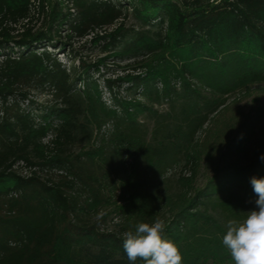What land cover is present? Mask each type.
<instances>
[{"label": "trees", "instance_id": "1", "mask_svg": "<svg viewBox=\"0 0 264 264\" xmlns=\"http://www.w3.org/2000/svg\"><path fill=\"white\" fill-rule=\"evenodd\" d=\"M86 37L104 57L64 64L46 47ZM110 57L126 63L102 80L106 103L92 71ZM33 89L52 102L36 114ZM254 89L264 0H0V264H130L123 234L157 218L182 264L233 262L222 238L258 198L264 131L259 110L226 115Z\"/></svg>", "mask_w": 264, "mask_h": 264}, {"label": "clouds", "instance_id": "2", "mask_svg": "<svg viewBox=\"0 0 264 264\" xmlns=\"http://www.w3.org/2000/svg\"><path fill=\"white\" fill-rule=\"evenodd\" d=\"M260 159L264 160V155ZM250 183L258 197V210L247 212L243 220H229L222 238L234 264H264V177L253 176ZM103 216L99 212L95 218L99 221ZM165 227V221L157 218L151 224L139 223L134 231L123 234V250L130 264H136L138 258L143 264H182L177 244L162 237Z\"/></svg>", "mask_w": 264, "mask_h": 264}, {"label": "rangeland", "instance_id": "3", "mask_svg": "<svg viewBox=\"0 0 264 264\" xmlns=\"http://www.w3.org/2000/svg\"><path fill=\"white\" fill-rule=\"evenodd\" d=\"M125 22V26L127 28H131L134 21L131 17H128L127 19L124 20ZM33 23H35L36 27H39L40 23H41V19H35L33 20ZM65 29V28H64ZM66 34L65 31L61 32V35L63 37V35ZM62 41H67L65 40V38H62ZM69 44H67L65 46V49H54L51 46H46L50 51H52L53 53H56L57 58L64 64L69 63L70 57H75V62L73 64H77L76 58L77 57H81L82 59H84L85 61H96L97 59L104 57L105 53H102L99 49L98 46H94L92 45V43L90 42V37H86L83 39H78V38H73L71 39L69 42ZM16 51V50H14ZM106 66H102L100 67L98 72H94L92 71V75L94 78H96L98 80V82L100 83V85L102 86V91H103V100L106 103L110 102V95L108 93V90H106L103 85H102V80L104 78H114L117 75H121L122 73V69L121 67L123 65H125V61H121L119 59L116 58H109L106 62H105ZM126 85L124 84L119 92L121 96L126 95L125 92V87ZM29 104H28V108H31V111L33 114H36L40 111L41 107L44 106H48L50 105L51 102V97L40 91L39 89H33L29 92ZM237 106H235V108L233 107L231 110L228 111L227 115H226V119L227 120H235L239 117V110H244V111H248V112H252L253 110H259L261 112V117L259 118L258 124L255 127V132L256 133H261L262 131H264V93L261 92V90L259 89H254L251 91V94L245 98H241L238 102H237ZM24 106L27 107V102H24ZM167 105H163L161 107H159V109L162 110H166ZM222 120V119H221ZM229 123V121L227 122ZM220 124H224V121L221 122ZM147 127H148V136L147 138H149L150 133L152 131V129L154 128V122L153 120H148L147 122ZM112 131V127L110 124L106 125L105 128L102 130V132L106 135H109L110 132ZM202 135H200L201 137ZM100 136H96L94 138L95 140V144H98L100 141ZM74 151H77V147H74ZM123 161L124 164L127 168H130V165L132 163H135V158L133 156H129L127 154H124L123 156ZM136 169L140 170H144V166L142 165V163L140 162L139 164H137ZM173 171V170H172ZM176 173V172H174ZM205 177H204V173L201 172L199 179H198V183L200 185H202L204 183ZM149 182L151 183L152 186H156V187H160L161 191L164 190H173L174 189V181H167L164 180V182L162 183L161 186H159L158 180H149ZM108 194H110V191L107 192ZM117 195V193H116ZM109 209V208H108ZM106 209V210H108ZM110 210V209H109ZM251 210H258L256 204H254L252 207H250L247 212L251 211ZM210 264H215V263H210ZM227 264H234V261L231 263H227Z\"/></svg>", "mask_w": 264, "mask_h": 264}]
</instances>
